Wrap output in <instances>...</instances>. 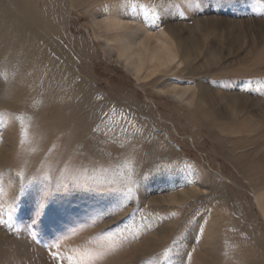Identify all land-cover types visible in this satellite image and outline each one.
Returning a JSON list of instances; mask_svg holds the SVG:
<instances>
[{"label":"rangeland","instance_id":"374dc122","mask_svg":"<svg viewBox=\"0 0 264 264\" xmlns=\"http://www.w3.org/2000/svg\"><path fill=\"white\" fill-rule=\"evenodd\" d=\"M263 207L264 0H0V264H264Z\"/></svg>","mask_w":264,"mask_h":264},{"label":"bare ground","instance_id":"6f19581e","mask_svg":"<svg viewBox=\"0 0 264 264\" xmlns=\"http://www.w3.org/2000/svg\"><path fill=\"white\" fill-rule=\"evenodd\" d=\"M110 22H111L110 25L113 27L122 26V22H120L119 19H113ZM155 50L158 51L153 53L151 57L147 58L149 59L150 62H154L158 60L159 62H162V65H165V63L174 62L176 60L175 58L176 54L172 51V49L168 45H166V43L161 42V44ZM138 68H137V72H139Z\"/></svg>","mask_w":264,"mask_h":264},{"label":"snow or ice","instance_id":"6c2138e0","mask_svg":"<svg viewBox=\"0 0 264 264\" xmlns=\"http://www.w3.org/2000/svg\"><path fill=\"white\" fill-rule=\"evenodd\" d=\"M19 119L20 120H23L24 119V117L23 116H21V117H19ZM129 191H131V189H129ZM57 248H59V244H57V245H55ZM172 251V249H170L169 250V252H166L165 253V256H169V253ZM169 264H171V260H170V257H169Z\"/></svg>","mask_w":264,"mask_h":264}]
</instances>
